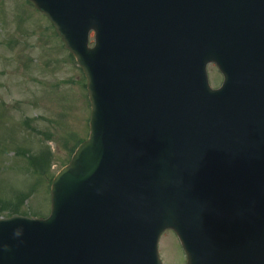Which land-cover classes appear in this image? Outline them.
Segmentation results:
<instances>
[{
  "label": "water",
  "instance_id": "95a60500",
  "mask_svg": "<svg viewBox=\"0 0 264 264\" xmlns=\"http://www.w3.org/2000/svg\"><path fill=\"white\" fill-rule=\"evenodd\" d=\"M30 1L85 71L90 136L49 218L0 219V264H163L166 229L187 264H264V0Z\"/></svg>",
  "mask_w": 264,
  "mask_h": 264
},
{
  "label": "rangeland",
  "instance_id": "374dc122",
  "mask_svg": "<svg viewBox=\"0 0 264 264\" xmlns=\"http://www.w3.org/2000/svg\"><path fill=\"white\" fill-rule=\"evenodd\" d=\"M208 73L218 87L216 65ZM90 110L84 72L49 19L28 0H0V218L49 215L51 182L88 137ZM159 250L164 264L186 262L172 230Z\"/></svg>",
  "mask_w": 264,
  "mask_h": 264
}]
</instances>
